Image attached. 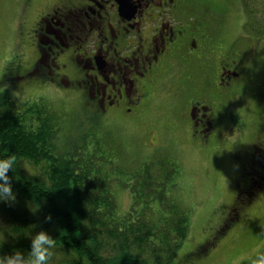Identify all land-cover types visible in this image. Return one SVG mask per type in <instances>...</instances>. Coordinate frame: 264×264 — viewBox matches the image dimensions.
Listing matches in <instances>:
<instances>
[{"label":"trees","instance_id":"1","mask_svg":"<svg viewBox=\"0 0 264 264\" xmlns=\"http://www.w3.org/2000/svg\"><path fill=\"white\" fill-rule=\"evenodd\" d=\"M262 1L258 8L244 0L246 28L256 34L264 33ZM77 101L71 129L47 97L16 107L13 95L0 90V155L17 157L9 171L16 199L0 201V236L6 237L0 248L28 250L29 231L46 229L57 240L50 264H181L194 210L172 192L184 180L177 152L160 150L139 167L125 164L132 153L122 154L114 129L83 97ZM119 183L133 195L124 213L115 193ZM251 200V194L235 199L237 213L225 230ZM211 242L189 259L204 255Z\"/></svg>","mask_w":264,"mask_h":264},{"label":"flooded vegetation","instance_id":"2","mask_svg":"<svg viewBox=\"0 0 264 264\" xmlns=\"http://www.w3.org/2000/svg\"><path fill=\"white\" fill-rule=\"evenodd\" d=\"M187 5L195 9L192 18L197 21L182 24ZM214 14L203 0L58 2L32 27L37 52L33 65L14 68L8 80L62 85L115 120L122 113L134 119L130 115L143 110L155 89L180 79L178 85L187 84L190 92L179 110V127L187 126L193 138L208 145L223 118H230L225 101L245 85L251 55L259 48L255 33L247 34L250 49H241L236 40L224 44L219 30L217 37L213 34L218 20L206 22ZM179 60L191 66L186 76L176 71ZM259 86L252 94L264 102V86ZM260 118L251 152L241 157L252 184L240 183L238 198L252 194L253 182L264 178V115Z\"/></svg>","mask_w":264,"mask_h":264},{"label":"rangeland","instance_id":"3","mask_svg":"<svg viewBox=\"0 0 264 264\" xmlns=\"http://www.w3.org/2000/svg\"><path fill=\"white\" fill-rule=\"evenodd\" d=\"M203 1L215 13L206 22L213 24V19L218 20L213 34L217 37L219 30L224 44L236 40L241 49H250L249 35L239 34L245 29L244 0ZM58 2L60 5L73 4L78 0H0V90L10 91L16 107L25 100L47 97L67 115L66 119L70 122L67 124L72 129L75 110L78 106L81 108L74 90L58 84L52 86L39 82L10 84L11 81L8 80V74L14 68L25 69L33 65L37 52L32 39V27L50 5ZM250 3L259 8V0H251ZM260 8L258 18L260 14V19L264 21V7L261 3ZM185 10H189V13L182 17V24L197 21L192 18L194 8L187 5ZM221 18L222 21L219 22ZM92 40L90 38L89 42ZM258 47L251 55L245 85L225 101L230 118L228 115L223 118L214 142L208 145H202L193 138L187 126L179 127V110L190 92L187 84L182 87L178 85L180 79H170L155 89L143 110L130 115L134 119H129L124 113L115 120L104 118L109 120L105 124L108 123L114 129L115 137L119 138L122 154L125 156L132 153L131 161H126L125 164L139 167L160 154V150L177 152L183 165L184 180L175 185L172 192L194 210L190 234L179 251V256L183 257L208 237L215 236L213 232L216 226L228 218L227 213L233 207L240 183L252 184L248 167L241 159L248 158L261 127L263 117L260 116L264 115V102L254 95L260 84L264 86V36L259 38ZM177 63H180L175 66L177 73L186 76L191 66L181 60ZM92 122L95 126L100 124L97 120ZM242 123L246 124L242 126ZM122 167L125 165L122 164ZM115 193L120 212H126L133 200L132 192L119 183L115 185ZM260 240H264V178L257 182L256 193L241 212L240 218L204 255L190 259V264H232L233 257L250 250ZM9 252L10 250L0 248V253Z\"/></svg>","mask_w":264,"mask_h":264},{"label":"clouds","instance_id":"4","mask_svg":"<svg viewBox=\"0 0 264 264\" xmlns=\"http://www.w3.org/2000/svg\"><path fill=\"white\" fill-rule=\"evenodd\" d=\"M17 157L14 154L0 155V201H14L16 192L13 189L9 171L15 170ZM31 246L28 250L16 248L9 253H0V264H50L57 247L56 238L46 229L34 234L29 231ZM6 239L0 236V247ZM232 264H264V240H260L250 250L232 259Z\"/></svg>","mask_w":264,"mask_h":264}]
</instances>
